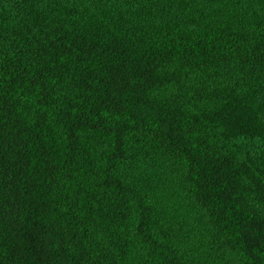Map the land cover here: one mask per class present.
<instances>
[{
    "label": "trees",
    "instance_id": "trees-1",
    "mask_svg": "<svg viewBox=\"0 0 264 264\" xmlns=\"http://www.w3.org/2000/svg\"><path fill=\"white\" fill-rule=\"evenodd\" d=\"M0 264H264V0H0Z\"/></svg>",
    "mask_w": 264,
    "mask_h": 264
}]
</instances>
